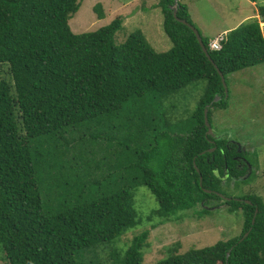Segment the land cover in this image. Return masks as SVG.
<instances>
[{
  "label": "trees",
  "instance_id": "16d2710c",
  "mask_svg": "<svg viewBox=\"0 0 264 264\" xmlns=\"http://www.w3.org/2000/svg\"><path fill=\"white\" fill-rule=\"evenodd\" d=\"M82 1L0 0V62L10 63L14 79L0 80L1 258L7 264H107L97 250L110 245L111 264H264L262 196L220 195H227L226 181L250 182L254 163L243 144L209 135L205 123L206 107L212 125L213 110L229 105L218 69L228 84L229 74L264 64V4L257 18L222 36L220 49L200 31L212 62L193 29L176 18L194 24L183 0L176 14L175 0L159 3L172 41L163 52L142 31L117 43L120 16L97 30L74 32L70 19ZM95 9L104 16L101 3ZM202 78L207 87L199 105L172 124L163 100ZM139 185L159 203L147 221L181 218L198 205L202 216L227 205L243 214V228L183 253L177 241L165 247L168 256L146 263L148 228L118 245L142 221Z\"/></svg>",
  "mask_w": 264,
  "mask_h": 264
},
{
  "label": "rangeland",
  "instance_id": "374dc122",
  "mask_svg": "<svg viewBox=\"0 0 264 264\" xmlns=\"http://www.w3.org/2000/svg\"><path fill=\"white\" fill-rule=\"evenodd\" d=\"M161 0H83L80 9L70 19L74 32L94 31L111 23L118 16L123 24L116 33V42L122 43L134 31H142L150 45L157 51H167L172 41L163 28V13L159 6ZM194 25L207 37L216 39L223 36L242 23L257 18L258 6L264 0H183ZM101 3L104 16H99L95 6ZM264 26V23H261ZM0 80L14 83L10 72V63L0 62ZM207 87V79L202 78L188 84L174 97L164 99V105L171 123L190 117L199 105ZM229 105L214 109L212 112V129L217 136L232 138L247 150L245 157L254 165L252 179L248 183L226 181L225 197L242 198L248 191L255 192L264 200V64L248 67L228 76ZM149 101H152L149 98ZM155 101V100H154ZM179 117V118H178ZM99 175V170L96 172ZM212 203H219L213 201ZM213 205V204H211ZM136 206L142 221L130 228L120 238L121 247L137 233L148 228L150 235L148 247L143 249L144 262L153 263L168 256L165 247L179 241V253L191 247L212 245L219 240L240 234L244 223L243 214L231 212L227 205L214 207L200 216L201 206L183 212L181 218L162 223L158 218L147 221L159 203L146 185H139L136 190ZM112 246H101L97 257L103 263L111 264ZM3 253L0 248V255ZM0 264H7L1 258Z\"/></svg>",
  "mask_w": 264,
  "mask_h": 264
},
{
  "label": "water",
  "instance_id": "95a60500",
  "mask_svg": "<svg viewBox=\"0 0 264 264\" xmlns=\"http://www.w3.org/2000/svg\"><path fill=\"white\" fill-rule=\"evenodd\" d=\"M178 3H179V0H175V5L173 6V7H174V12H175V14H176L177 11H178ZM176 18H177L179 21H181V22L187 24L191 29H193V31L195 32V34H196V36H197V38H198V40H199V42H200V44H201V46H202L204 52L206 53V55L208 56V58H209L212 62H214V61L212 60L211 55H210L209 49L207 48V46H206V44H205V42H204V40H203V37H202V34H201L200 30H199L194 24L190 23L187 19H185V18H180V17H178L177 15H176ZM218 71H219V73H220V75H221V77H222V82H223L224 87H225V92H226V94H227V96H228L229 88H228V84H227V81H226V77H225V75L223 74V72H222L220 69H218ZM219 98H220V97H215L214 101L219 100ZM208 110H209V107H206V108H205V123H206V125H207V127H208V134L214 136V132H213V129H212V125H211V123H210V121H209V117H208ZM238 146H241V144L238 143ZM214 149H215V147H214V148H211L210 150H214ZM249 168H250V171H249V174H250V173H251V167H249ZM246 177H247V175L244 176V178H246ZM201 183H202V176H201ZM206 191H207V192H211L212 190H210V189H206ZM217 193L220 194V192H217ZM220 195L223 196L222 194H220ZM224 197H225V196H224ZM226 198L230 200L232 197H226ZM237 199H238V198H237ZM247 201L251 203L250 200H247ZM257 212H258V209L256 210V213H257ZM246 235H248V232L246 233Z\"/></svg>",
  "mask_w": 264,
  "mask_h": 264
},
{
  "label": "built area",
  "instance_id": "2783aa9c",
  "mask_svg": "<svg viewBox=\"0 0 264 264\" xmlns=\"http://www.w3.org/2000/svg\"><path fill=\"white\" fill-rule=\"evenodd\" d=\"M221 39H222V36L213 40L211 43V48L212 49H220L221 48V44H220Z\"/></svg>",
  "mask_w": 264,
  "mask_h": 264
},
{
  "label": "flooded vegetation",
  "instance_id": "af4514ba",
  "mask_svg": "<svg viewBox=\"0 0 264 264\" xmlns=\"http://www.w3.org/2000/svg\"><path fill=\"white\" fill-rule=\"evenodd\" d=\"M237 143H239V142H237ZM242 144H243V143H242ZM242 144H241V146H239V147H242ZM243 146H244V145H243ZM242 148H243L244 151H246V150H245V147H242ZM239 150L241 151L240 148H239Z\"/></svg>",
  "mask_w": 264,
  "mask_h": 264
}]
</instances>
